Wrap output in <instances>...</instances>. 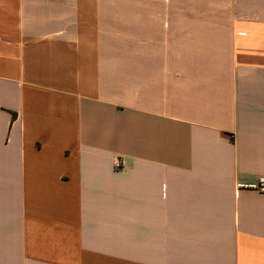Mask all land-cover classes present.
<instances>
[{
  "label": "crops",
  "instance_id": "0c3cea01",
  "mask_svg": "<svg viewBox=\"0 0 264 264\" xmlns=\"http://www.w3.org/2000/svg\"><path fill=\"white\" fill-rule=\"evenodd\" d=\"M260 178L264 0H0V264H264Z\"/></svg>",
  "mask_w": 264,
  "mask_h": 264
},
{
  "label": "built area",
  "instance_id": "2783aa9c",
  "mask_svg": "<svg viewBox=\"0 0 264 264\" xmlns=\"http://www.w3.org/2000/svg\"><path fill=\"white\" fill-rule=\"evenodd\" d=\"M115 169H121L123 167V162L118 159L116 162H115V165H114ZM256 189L258 191H260L261 193H264V178H260L259 181H258V184L256 185Z\"/></svg>",
  "mask_w": 264,
  "mask_h": 264
}]
</instances>
